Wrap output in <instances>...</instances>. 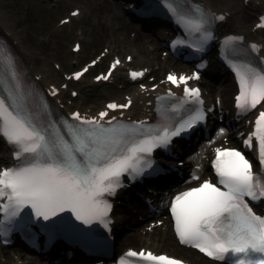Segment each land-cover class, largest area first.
Listing matches in <instances>:
<instances>
[{"label": "snow or ice", "instance_id": "obj_1", "mask_svg": "<svg viewBox=\"0 0 264 264\" xmlns=\"http://www.w3.org/2000/svg\"><path fill=\"white\" fill-rule=\"evenodd\" d=\"M167 6L187 27L201 33V43L211 38V32L205 29L208 17L199 8L194 10L197 15L193 17L180 13L172 2ZM261 21L258 27H264V17ZM241 39L230 36L224 43L231 48L234 41ZM118 64L117 59L111 69ZM233 68L240 87L237 108L255 109L264 101V69L248 63L233 64ZM111 69L108 75L96 79L107 80ZM87 71L84 68L74 73V78L80 79ZM143 74V71L130 73L133 79ZM167 79L172 84L185 85L184 102L203 103L200 89L187 86L188 80L199 79L198 74L187 77L169 74ZM51 94L55 95L56 89ZM131 103L130 99L127 103L111 102L107 109H124ZM108 115V111H101L98 118H89L79 112L72 113V119L80 123L64 122L71 137L69 141L53 136L50 127L39 124L23 96L0 97V136L15 146L14 156L18 160L16 166L0 169V201H3L0 212L6 220L20 216L29 207L44 220L67 210L86 224L98 220L107 226L105 217L111 204L106 197L123 187L121 177L144 175L153 167L150 157L154 149L167 147L172 138L191 130L205 118L203 111L195 108L187 119L174 126L164 125L153 134L135 124H112L115 116L106 122L109 125L106 127L101 121ZM253 138L259 163L264 167V111L257 116L254 131L244 140L246 148L253 147ZM212 167L217 177L215 183L205 179L198 186L178 193L171 201L170 211L179 240L217 260L223 261L231 254L238 257L232 264H264V255L252 257V254H264V216L258 215L249 203L264 199V174L254 172L252 162L237 148H216ZM192 179L200 177L194 175ZM129 258H138L144 264H184L178 258L143 249L129 250L121 264H138Z\"/></svg>", "mask_w": 264, "mask_h": 264}, {"label": "rangeland", "instance_id": "obj_2", "mask_svg": "<svg viewBox=\"0 0 264 264\" xmlns=\"http://www.w3.org/2000/svg\"><path fill=\"white\" fill-rule=\"evenodd\" d=\"M6 1L10 2L16 21L14 24L16 29L20 30L19 24H21L24 25L26 30L30 33L31 43H33L31 47L53 54V57H51L54 58L53 61L57 60L60 62L62 69H59V75L61 71L71 68L70 61L73 55L81 57L75 64V66H77L88 57L93 56L108 39L115 42L118 50L124 48L130 51L131 46H137V48L142 47L141 43L139 44L135 41V34H131L133 32L132 29H117L118 24L113 22L112 19L111 25L109 24L110 22L106 21L113 31L112 34L108 35L110 30L104 29L105 26L102 18L106 19L107 13H110L112 8L111 6L109 9L108 6L103 7L104 2H102V0L100 1L101 3L96 0H52L54 5L50 4V2H48L49 0ZM75 5H80L82 7L84 11L83 17L71 21V24L67 22L65 24H60L58 22L59 18L67 14L69 8ZM95 28H97L99 32L105 30V32H103L104 34L101 35L97 33ZM80 29H82V35L84 36V40L82 41L83 47L77 54H73L70 50V45L76 39V34ZM25 37L29 40L28 36ZM121 37L125 38L123 43L120 41ZM28 44L30 43L28 42ZM232 90L233 88L231 91ZM122 239L123 238H121V241ZM140 242L141 240L138 239L135 240L134 243L139 244Z\"/></svg>", "mask_w": 264, "mask_h": 264}, {"label": "bare ground", "instance_id": "obj_3", "mask_svg": "<svg viewBox=\"0 0 264 264\" xmlns=\"http://www.w3.org/2000/svg\"><path fill=\"white\" fill-rule=\"evenodd\" d=\"M100 2L101 0H96ZM215 4H225L229 6L230 10L232 11L233 17L241 22V23H246L250 20L252 16V11L257 10L259 8L264 7V0H259V3L256 4L257 0H254V2L250 3L247 6H244L240 0H211ZM115 6V5H113ZM110 12V11H109ZM119 11H116V13H107L106 19L102 18V21L104 22L105 30L109 29L110 32L109 34H112L113 31L109 24L111 25V19L113 22L117 23V29L120 30H126L130 27V25L125 22L121 15L119 14ZM110 22L109 24L106 22ZM15 17L12 12V8L10 5V2L6 0H0V32L6 34L11 38L13 41L14 45L21 51V61L23 65L27 68L29 72L34 71V73H39L41 76L46 80H61L60 82L66 81L62 75L58 74V70L52 65V60L54 58L52 55L48 52H45L43 50L39 49H33L31 46H33V43H31V38H30V33L26 30L24 25H20V30H17L15 27ZM69 22L68 24H70ZM239 23V25H242ZM103 26V23H102ZM132 29V28H131ZM96 32L103 35L105 30H102L101 32L98 31L97 28H95ZM133 30V29H132ZM28 36L29 40L25 37ZM136 42L142 44V47L144 46V35L142 33H136L135 35ZM114 37V36H113ZM125 40L124 37H121L120 41L123 43ZM28 42L30 44H28ZM152 47L155 49L158 47L157 42H152L151 43ZM77 56V55H76ZM138 56V55H137ZM136 56V57H137ZM75 58V56H73ZM146 59H149L152 61V65L150 67L152 70L157 73L160 72V70L165 66L164 63L161 62L159 64L158 62H155L153 58L151 57H145ZM138 59H142V57H139ZM222 78H224L222 80ZM220 80V83L218 84H213L211 87L213 89H216L215 91L219 92L220 95L222 96V100L224 103H229L230 101V96H231V80H225V77H222ZM231 81V82H230ZM234 88V87H233ZM28 91L35 92V89L33 86H27L25 88ZM79 89V94H77L75 97L66 96L67 99H71L74 103H82V104H90L92 106H97L99 103H102L103 100L107 97H109L111 94H120L122 91H124L123 87H119L117 85H105L102 86L101 88H88L86 85L78 87ZM130 232V231H129ZM163 237L160 238V246L162 248H170L174 251H178L175 248L174 243L169 240L170 234L167 232L163 235ZM136 240L140 239L138 234L135 235ZM134 241V240H132ZM120 245V244H119ZM160 248V249H162ZM53 251V250H52ZM181 251L184 253V256L189 259L194 261L195 264H213L216 261L214 260H209L207 258H199L196 255L192 253V249L187 248V249H181ZM51 253V252H50ZM10 253H7L3 250V247L0 246V257H4V260H7L10 258ZM28 258H31L30 256H27ZM31 264H38L36 261H34ZM216 264V263H215ZM221 264V263H217Z\"/></svg>", "mask_w": 264, "mask_h": 264}]
</instances>
